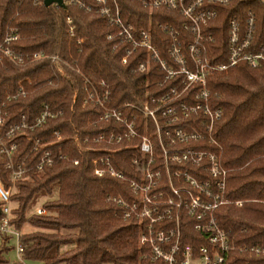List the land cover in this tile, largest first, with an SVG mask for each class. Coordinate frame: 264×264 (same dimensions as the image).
I'll return each mask as SVG.
<instances>
[{"label":"trees","instance_id":"obj_1","mask_svg":"<svg viewBox=\"0 0 264 264\" xmlns=\"http://www.w3.org/2000/svg\"><path fill=\"white\" fill-rule=\"evenodd\" d=\"M120 6L125 23L150 29L153 46L162 56L169 36L161 25L171 24L178 37L191 40L179 27L183 18L175 11L164 7L148 10L134 0H120ZM248 11L255 17L253 40L264 41V5L253 0L231 2L222 6L211 22L213 39L205 44L207 49L220 51L219 60L225 55L227 19L235 16L243 21ZM67 16L73 20L74 36L68 33ZM7 24L18 29L19 38L13 43L17 49L59 54L81 72L66 66L60 75L50 60L24 67L0 61V108L6 112L5 126L16 122L21 114L33 119L45 104L52 110L62 109L63 114L49 120L46 128L62 129L65 139L53 149L78 159L77 164L63 160L42 170L32 167L26 177L16 181L0 159V183L12 190L10 223L18 230L26 222L37 228L21 233L23 257L40 264H143L138 261L137 223L124 219L122 207L108 198L121 195L128 199L126 181L96 176L90 167L95 154L70 136L121 128L114 121H95L100 109L83 103V76L94 82L104 80L111 91L110 104L119 106L124 102L141 104L145 91L159 92V71L154 64L145 72L132 71L130 58L122 64L125 45L115 36L108 37L114 29L103 17L73 4L61 7L33 5L31 0H0V42ZM25 78L31 80L26 84L25 97L12 98L18 81ZM207 87L213 94L212 106L221 108V116L213 126V142L206 146L215 151L226 169L224 198L230 201L215 210L217 223L229 230L236 243L264 245V70L238 64L212 73ZM30 148V141L21 140L14 160L27 157L31 162ZM131 153L133 150L119 149L112 157L116 169L128 176L133 174ZM38 195L50 197L41 204L46 214L29 213ZM185 231L183 243H190L192 232L188 226ZM8 239L0 236V263L8 261L4 253L13 248ZM229 255L232 264H264V255L246 251Z\"/></svg>","mask_w":264,"mask_h":264},{"label":"built area","instance_id":"obj_2","mask_svg":"<svg viewBox=\"0 0 264 264\" xmlns=\"http://www.w3.org/2000/svg\"><path fill=\"white\" fill-rule=\"evenodd\" d=\"M134 1L148 10L164 7L177 12L183 18L179 27L185 32L183 34L191 36V40L178 37L171 24L161 25L169 36L162 56L153 46L148 27H134L124 22L120 0H63L65 6L73 4L82 11L103 17L114 29L108 37L115 36L125 45L120 62L126 64L130 58L131 70L135 72L148 71L154 64L160 73L158 84L161 87L159 92L145 91L141 104L124 102L112 106L108 84L104 80L91 81L82 75L83 103L100 109L95 121H114L121 128L84 136L76 132L70 138L81 147H90L95 154L90 159V167L96 176L110 175L126 181L128 199L121 195L108 198L122 207L124 219L137 223L139 262L232 264L229 258L232 251L264 255V245L236 243L229 230L218 225L215 210L230 202L224 198L226 169L215 151L206 146L213 142V126L221 116V108L212 106L213 94L207 87V78L238 64L264 70V41L253 40L255 17L250 11L243 21L235 16L227 19L222 60H219V50L205 47L213 39L211 22L222 6L250 0ZM253 1L264 5V0ZM31 2L44 5V0ZM66 25L69 35L74 36L75 26L70 16L66 17ZM2 35L0 61L24 67L50 60L60 75L70 66L59 54L44 50L22 51L14 47L13 43L19 38L14 26L7 24ZM78 42H82V38ZM70 67L81 74L77 66ZM30 83L29 78L19 80L12 98L25 97L26 84ZM62 114V109L52 110L45 104L33 119L21 114L16 122L5 126L6 112L0 108V159L5 161L13 181L26 177L32 167L42 170L63 160L78 163V159L53 149L54 144L65 139L62 129L46 128L49 120ZM21 140L31 143V162L27 157L14 160ZM126 148L133 150L129 158L133 168L131 176L117 170L112 161L116 151ZM11 192L0 183V236H8V243L13 241L15 262L26 264L21 232L10 223ZM234 203L239 205L240 201ZM31 213L46 214V209L37 206ZM187 226L192 232L190 243H183Z\"/></svg>","mask_w":264,"mask_h":264},{"label":"rangeland","instance_id":"obj_3","mask_svg":"<svg viewBox=\"0 0 264 264\" xmlns=\"http://www.w3.org/2000/svg\"><path fill=\"white\" fill-rule=\"evenodd\" d=\"M48 198H50V197H46V196H42V195H38V196L35 198L34 204H33L32 207L30 208L29 213H30V211H33L35 207H37V206H41L42 202H44V201H45L46 199H48ZM36 229H37V228H36L34 225H32V224L26 222V223L22 226L20 232H21V233H28V232L34 231V230H36ZM8 244L13 246V241H10ZM0 246H1V244H0ZM69 247H71V245H70V246H66V247H64L63 249H67V248H69ZM4 256L6 257V259H7L8 261H7L6 263H0V264H13V263H16L15 261L17 260V258H16V253H15L14 248H12V249L6 251V252L4 253ZM25 262H26V264H40L39 261L26 260V259H25ZM105 264H111V263H105Z\"/></svg>","mask_w":264,"mask_h":264},{"label":"water","instance_id":"obj_4","mask_svg":"<svg viewBox=\"0 0 264 264\" xmlns=\"http://www.w3.org/2000/svg\"><path fill=\"white\" fill-rule=\"evenodd\" d=\"M53 3H56L57 5L61 7H65V4L63 3V0H44V5L49 6Z\"/></svg>","mask_w":264,"mask_h":264}]
</instances>
